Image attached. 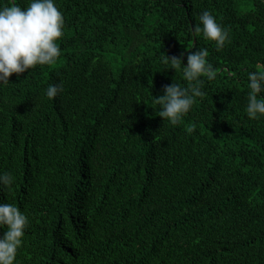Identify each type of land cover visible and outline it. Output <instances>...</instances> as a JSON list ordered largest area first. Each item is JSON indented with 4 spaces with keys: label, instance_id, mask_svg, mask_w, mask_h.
Returning <instances> with one entry per match:
<instances>
[{
    "label": "trees",
    "instance_id": "obj_1",
    "mask_svg": "<svg viewBox=\"0 0 264 264\" xmlns=\"http://www.w3.org/2000/svg\"><path fill=\"white\" fill-rule=\"evenodd\" d=\"M14 1V2H13ZM28 0H0V6ZM61 55L0 86V203L29 220L14 264H264V0H55ZM211 12L225 45L195 32ZM202 27V26H201ZM206 49L215 79L175 125L154 98L190 87ZM61 84L48 99L44 90ZM0 229V237L4 235Z\"/></svg>",
    "mask_w": 264,
    "mask_h": 264
},
{
    "label": "clouds",
    "instance_id": "obj_2",
    "mask_svg": "<svg viewBox=\"0 0 264 264\" xmlns=\"http://www.w3.org/2000/svg\"><path fill=\"white\" fill-rule=\"evenodd\" d=\"M198 19L194 31L214 41L218 50L222 48L228 40V31L207 10L200 13ZM64 24L63 13L55 0H28L24 7L16 3L0 6V86L10 84L9 77L13 74L19 79V75L29 69L54 64L61 55L57 41L64 34ZM208 55L203 48L193 51L187 55L185 65L181 58L163 54L162 62L170 64L171 69H180L184 79L190 82V87L178 83L165 85L163 94L153 97L163 121L179 123L196 98L204 95L201 78L215 79L214 66L206 59ZM247 79V116L250 119L264 117V70L249 72ZM61 91V84H50L44 94L51 100ZM12 183L11 175L0 173V188ZM28 226V217L15 204L0 203V229L5 230L0 237V264H14Z\"/></svg>",
    "mask_w": 264,
    "mask_h": 264
},
{
    "label": "water",
    "instance_id": "obj_3",
    "mask_svg": "<svg viewBox=\"0 0 264 264\" xmlns=\"http://www.w3.org/2000/svg\"><path fill=\"white\" fill-rule=\"evenodd\" d=\"M14 2V1H13Z\"/></svg>",
    "mask_w": 264,
    "mask_h": 264
}]
</instances>
